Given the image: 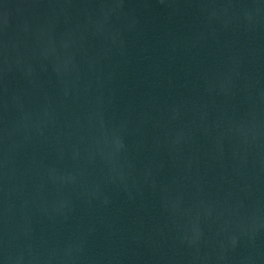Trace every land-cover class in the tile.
<instances>
[{
	"label": "water",
	"instance_id": "95a60500",
	"mask_svg": "<svg viewBox=\"0 0 264 264\" xmlns=\"http://www.w3.org/2000/svg\"><path fill=\"white\" fill-rule=\"evenodd\" d=\"M0 264H264V0H0Z\"/></svg>",
	"mask_w": 264,
	"mask_h": 264
}]
</instances>
